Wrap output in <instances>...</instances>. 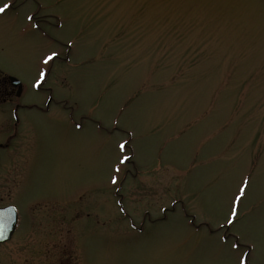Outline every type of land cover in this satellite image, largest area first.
I'll return each mask as SVG.
<instances>
[{"label":"rangeland","instance_id":"obj_1","mask_svg":"<svg viewBox=\"0 0 264 264\" xmlns=\"http://www.w3.org/2000/svg\"><path fill=\"white\" fill-rule=\"evenodd\" d=\"M5 3L0 68L24 108L0 113L19 127L0 186L19 225L0 264H54L56 215L72 264H237L249 249L217 225L248 177L232 232L264 264V0Z\"/></svg>","mask_w":264,"mask_h":264},{"label":"flooded vegetation","instance_id":"obj_2","mask_svg":"<svg viewBox=\"0 0 264 264\" xmlns=\"http://www.w3.org/2000/svg\"><path fill=\"white\" fill-rule=\"evenodd\" d=\"M0 83L7 84L8 87L0 90V113L3 116H8L9 113L6 112L7 108L12 107V110L15 112L20 107L17 100L19 99L22 88L21 85L16 86L11 81L10 77L7 76L4 71L0 68ZM6 108V109H5ZM13 122L12 120L7 121L4 120L2 123H0V136H3V140L0 138V186H11V183H5L1 181L2 178L7 177L10 175L12 170L14 169V162H13V154L17 153L14 148V143H16V140L18 139V120L15 115H13ZM7 161V163H5ZM8 164V165H7ZM7 165V166H6ZM1 202V199H0ZM9 205H3L0 206V208L7 207ZM34 218L32 215H30V218ZM55 218V219H54ZM32 221V219H31ZM44 221V219L41 218V223ZM19 225V217L17 215V225L15 227V230L13 232V235L11 236L10 241L12 240L13 236L15 235V232L17 230V227ZM64 227L63 218L61 215H56L50 220V224L46 226L45 232L51 237L57 239V242H54V246L56 247H46L47 250L45 251L46 259L53 260L54 258V264H72L70 263L71 257L65 252L66 243H62V236H61V228ZM49 242V240H46ZM56 243V244H55ZM50 246H53V243L49 244ZM53 251H56V256H53ZM53 257V258H52ZM47 264H50L47 263Z\"/></svg>","mask_w":264,"mask_h":264},{"label":"snow or ice","instance_id":"obj_3","mask_svg":"<svg viewBox=\"0 0 264 264\" xmlns=\"http://www.w3.org/2000/svg\"><path fill=\"white\" fill-rule=\"evenodd\" d=\"M27 2H28V0H24V3H27ZM37 2H38V0H37ZM12 7H13L12 3H5L3 6H0V14L6 13ZM26 18L29 21L34 20L33 15H28ZM35 26L39 28L40 27L39 22H36ZM60 55H61V53L55 49H52L48 53L45 54V56L43 57V60H42V64L47 65L49 67L48 68H42L41 70L38 71V76L35 79L34 84H33L34 88L39 89L46 82V79H47V77L51 71V65L55 64V61L60 58ZM7 87H8L7 84L0 83V90H3ZM75 127L76 128L83 127L82 122H76ZM125 146H126V142L120 143L118 145V148L121 152H123V150L125 149ZM128 159H129L128 156H126V155L123 156L119 160L118 165L115 166L114 171L116 173H119L120 172L119 165L124 164ZM118 179H119L118 176H113L111 182L113 184H116ZM249 188H250V177L244 178L241 181V186L238 187V190H237L238 194L233 195L232 201L230 202V205H229V210H228V212L224 218V223L217 225V227L220 230L224 231L225 237H228L230 233H231V235H233L235 237L236 242L231 246L233 249L239 250L243 247H246L249 249L248 252L242 253L241 256L237 257V264H251L252 250L254 248V242L249 241L247 243L242 244L240 242L241 237H240L239 232H236V233L232 232V229L237 228V226L241 225V223H242V218H241L239 209L241 207L243 200H245L247 198V193H248ZM9 211H14V209H9ZM182 211L184 213H188L189 209L187 207H184L182 209ZM193 222H195V215L194 214H193ZM0 239H6V237L4 236V230L3 229H0Z\"/></svg>","mask_w":264,"mask_h":264},{"label":"water","instance_id":"obj_4","mask_svg":"<svg viewBox=\"0 0 264 264\" xmlns=\"http://www.w3.org/2000/svg\"><path fill=\"white\" fill-rule=\"evenodd\" d=\"M9 209L14 208L6 207L0 209V229L4 230V236L6 237V239H0V244L10 240L17 224V215L15 209L14 211H9Z\"/></svg>","mask_w":264,"mask_h":264}]
</instances>
